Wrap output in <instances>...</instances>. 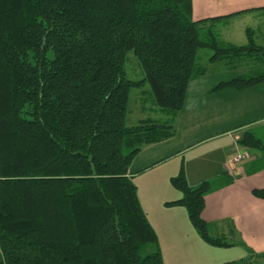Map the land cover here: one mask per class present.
Masks as SVG:
<instances>
[{
  "label": "trees",
  "instance_id": "trees-1",
  "mask_svg": "<svg viewBox=\"0 0 264 264\" xmlns=\"http://www.w3.org/2000/svg\"><path fill=\"white\" fill-rule=\"evenodd\" d=\"M242 13L194 21L192 0H0V264H163L130 166L173 129L126 126L129 91L148 84L157 107L174 115L205 72L200 50L212 52L211 63L264 61L251 29L246 45L220 39L218 24ZM129 52L141 80L126 78ZM262 83L257 70L212 91ZM238 143L258 151L252 168L264 169V132ZM230 181L190 186L182 166L170 178L182 196L165 206L183 207L205 243L231 247L202 218L205 197ZM252 195L264 200V189ZM148 244L155 249L144 253ZM223 264H264V253Z\"/></svg>",
  "mask_w": 264,
  "mask_h": 264
},
{
  "label": "crops",
  "instance_id": "crops-1",
  "mask_svg": "<svg viewBox=\"0 0 264 264\" xmlns=\"http://www.w3.org/2000/svg\"><path fill=\"white\" fill-rule=\"evenodd\" d=\"M263 8L264 0H192V18L200 21L243 12L226 23L218 24V28L235 24L245 16L261 24L264 11L259 10ZM247 42L248 38L242 45ZM249 58L256 62L261 59L264 65L259 54ZM245 60L243 57L222 61L237 67L236 62ZM201 67L205 72L190 82L182 110L174 115L161 111L167 116L166 122L161 124L171 125L173 135L164 141L143 145L130 166L131 177L137 187L140 205L157 235L158 244H161L159 247L164 261L168 240H163L160 229H166L178 221L173 233L182 244L192 242L196 249L191 252L192 245L190 248L183 247L178 250L181 257L172 252L176 259L189 258L197 262L193 256L197 251L206 257L198 260V264H211L210 260L220 264L226 260L233 262L253 259L255 255L264 253V200L252 195V190L264 189V169L252 168L261 154L242 147L238 141L246 132L255 135L264 132V83L241 91L227 87L212 90L220 82L264 68L247 69L228 79L214 80L205 88L202 84L206 81L207 69ZM190 88L194 89L192 97L188 94ZM146 121L156 122L150 118ZM237 154H244V158L240 163L232 164L230 161ZM182 166L190 186L221 176L230 178L227 185H222L205 197L202 218L210 224L211 231L217 234L215 237H230L231 241L226 240L233 246L217 247L211 252L190 224L186 210L180 206H165V203L181 198V194L170 185V178L176 176ZM153 175L157 176V181L153 180ZM164 180L166 183H163ZM159 184H162L161 188L157 189Z\"/></svg>",
  "mask_w": 264,
  "mask_h": 264
},
{
  "label": "rangeland",
  "instance_id": "rangeland-1",
  "mask_svg": "<svg viewBox=\"0 0 264 264\" xmlns=\"http://www.w3.org/2000/svg\"><path fill=\"white\" fill-rule=\"evenodd\" d=\"M257 22L258 21H254L253 19H251L250 16H245V17L239 18L235 24L232 23L228 27L217 28L219 33L221 34L220 39L236 44V45L245 44L247 41V37H248L247 29L250 28L253 31V35L255 37L254 40H256V44L260 45L264 51V24H263L264 21L261 24ZM211 55H212V52L208 49L200 50L198 53L200 65L206 67L207 69L206 81L205 83L202 84L205 86V88L209 87L213 83L214 80L228 79L230 76L238 74L240 72H244V70H247V69L248 70L259 69V67L264 68V65L262 64L261 59H259V61L256 62L247 56L244 57L246 58L244 62H240L241 64L236 62L235 65L237 67H233L232 64L229 63L228 61L227 62L217 61L214 63H209L207 60L209 59ZM124 68L126 72V78L129 80L138 81V80H141L144 76L142 67L132 52H129L126 55V59L124 62ZM193 90L194 89H191V88L189 89L188 94L191 97L194 94ZM154 100L155 99L152 95L150 86L148 84H144L141 88H132L129 91V97H128V108H127L126 121H125L126 126H135V125L141 124V122L146 121V119L148 118L155 120L156 123L166 122L167 116L161 113V110L159 109V107H157ZM211 116L213 117V115ZM156 177L157 176L153 175L154 181H157ZM158 181L161 183L160 180ZM163 183H166V180H164ZM161 185L162 184H159L157 186V189L158 188L160 189ZM179 222L180 221H178L175 224H170L166 229H160V233H161L163 240H166V241L168 240L167 243L165 244V247H166V250H164L165 254L163 253L166 257L165 261L163 260V264H198L197 263L198 260L206 258L203 256V254L200 251H197L193 255L194 258L197 259V262H194V261L192 262L189 260V258H185L184 260L176 259L175 256H173L172 254V252L176 253V255L179 254L178 250H181L185 246L187 248H190V245H192L191 252L196 247L194 243L193 244L192 242L188 243V241H187V244H182V241L173 233L177 229L175 225L179 224ZM210 234L213 236L217 235L214 233V231H211V230H210ZM226 239L230 240L231 238L227 237ZM203 244L204 246H207L209 250H212L211 252H213V250L217 248L205 242H203ZM154 249H155L154 245L148 244L143 249V252L144 253L152 252L154 251ZM211 255L213 256V254ZM226 262H230V261L226 260L225 262H222V263L219 262V263L223 264ZM210 263L217 264L213 260H210Z\"/></svg>",
  "mask_w": 264,
  "mask_h": 264
},
{
  "label": "built area",
  "instance_id": "built-area-1",
  "mask_svg": "<svg viewBox=\"0 0 264 264\" xmlns=\"http://www.w3.org/2000/svg\"><path fill=\"white\" fill-rule=\"evenodd\" d=\"M244 158V154H237L236 156H234L232 158V160L230 161L232 164H238L242 161V159Z\"/></svg>",
  "mask_w": 264,
  "mask_h": 264
}]
</instances>
